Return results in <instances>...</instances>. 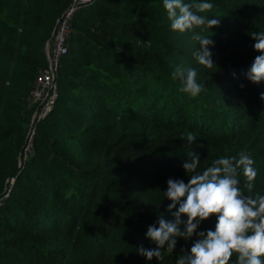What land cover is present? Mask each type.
<instances>
[{
	"label": "trees",
	"instance_id": "1",
	"mask_svg": "<svg viewBox=\"0 0 264 264\" xmlns=\"http://www.w3.org/2000/svg\"><path fill=\"white\" fill-rule=\"evenodd\" d=\"M71 2L0 0V264H176L198 236L177 237L162 260L137 249L156 247L147 231L161 216L174 222L179 205L169 212L164 193L170 178L188 182L189 153L203 171L244 152L257 177L249 192L240 170V187L264 195V81L246 75L261 55L251 34L264 32V0H207L214 7L201 15L219 25L184 33L171 30L163 0L81 8L59 63L58 98L34 122L23 159L36 111L30 94ZM197 32L213 35L210 69L196 60ZM178 67L197 70L198 96L181 91ZM216 223L211 217L198 232Z\"/></svg>",
	"mask_w": 264,
	"mask_h": 264
},
{
	"label": "clouds",
	"instance_id": "2",
	"mask_svg": "<svg viewBox=\"0 0 264 264\" xmlns=\"http://www.w3.org/2000/svg\"><path fill=\"white\" fill-rule=\"evenodd\" d=\"M170 27L173 31L184 33L193 29L211 30L220 23L219 19H208L201 13L209 12L214 5L207 0L197 3H184V0H163ZM212 32V31H211ZM256 41L254 49L261 53L246 74L254 84L264 81V32L258 35L252 33ZM213 36V35H212ZM197 32L193 39L199 42V50L195 53L197 62L207 68L216 65L210 47L214 43L210 37ZM173 78L182 81L181 91L196 97L202 90L197 82V70L178 67ZM264 100V93H261ZM196 140L192 134L187 135V141L192 144ZM188 162L183 168L189 176L183 180L169 179L167 181L166 199L172 203L169 212H173L174 222L166 221L163 216L158 220V226L148 228L147 237L156 245L155 248L139 247L137 252L147 261L154 258L163 259V250L174 251L177 237L198 239L191 247L190 255L181 254L176 264H230L233 256L237 264H264V195H244L240 187V170L245 178L244 187L251 192L257 171L254 161L244 152L236 156H222L214 159L212 165L203 171H197L201 158L195 152L188 154ZM192 173V175H189ZM182 216L187 217L186 230L181 231ZM211 217L217 218L215 231L198 232L200 225Z\"/></svg>",
	"mask_w": 264,
	"mask_h": 264
},
{
	"label": "built area",
	"instance_id": "3",
	"mask_svg": "<svg viewBox=\"0 0 264 264\" xmlns=\"http://www.w3.org/2000/svg\"><path fill=\"white\" fill-rule=\"evenodd\" d=\"M94 0H72L69 8L58 20L56 29L50 42L46 45L48 65L39 71L35 87L31 91L29 106L36 107L29 130V143L23 154L26 159L32 153L33 137L36 128L34 122L43 119L52 109L58 98V67L64 55L68 51V39L71 33V22L74 15L83 7L91 4Z\"/></svg>",
	"mask_w": 264,
	"mask_h": 264
},
{
	"label": "water",
	"instance_id": "4",
	"mask_svg": "<svg viewBox=\"0 0 264 264\" xmlns=\"http://www.w3.org/2000/svg\"><path fill=\"white\" fill-rule=\"evenodd\" d=\"M50 41H51V40H50ZM50 41H49V42H50Z\"/></svg>",
	"mask_w": 264,
	"mask_h": 264
}]
</instances>
